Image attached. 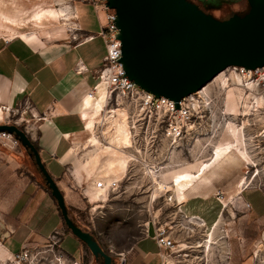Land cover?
I'll return each mask as SVG.
<instances>
[{"label": "crops", "instance_id": "1", "mask_svg": "<svg viewBox=\"0 0 264 264\" xmlns=\"http://www.w3.org/2000/svg\"><path fill=\"white\" fill-rule=\"evenodd\" d=\"M104 3L72 0L70 4L79 30L89 37L98 35L106 24ZM46 38L21 35L0 39V114L4 108L19 110L21 120L34 122L36 129L32 136L30 132V139L62 191L70 216L82 229L96 233L95 227L91 230L79 217L78 210L85 201L92 203L82 198L90 179L83 172L76 175L82 165L76 147L88 138L83 114L101 112L104 107L94 102L101 86L93 98L89 97L98 82L96 69L104 47L96 44L98 37L76 46L70 45L67 35L63 39H53L54 34ZM6 147L0 148V258L10 259L25 247L42 245L60 231L62 242L70 243L82 261V248L86 247L65 230L57 204L44 183L25 169L30 165L27 154L18 147ZM250 167L255 165L249 166L231 152L194 182L185 191V200L176 205L181 217L202 220L201 229H209L227 213L238 223L240 236L248 244L227 247V264H259L258 256L261 252L264 255V187L256 185L259 174L253 177L258 169L248 179ZM156 227L146 226L143 237L128 250L116 253L126 256L124 264H153L154 257L163 264L153 239ZM60 249L70 258L61 244Z\"/></svg>", "mask_w": 264, "mask_h": 264}, {"label": "rangeland", "instance_id": "2", "mask_svg": "<svg viewBox=\"0 0 264 264\" xmlns=\"http://www.w3.org/2000/svg\"><path fill=\"white\" fill-rule=\"evenodd\" d=\"M71 2L72 0H0V39L21 35L47 39L46 37L53 34V39H63L67 35L70 45L76 46L89 36L79 30L75 23L76 19L70 12ZM60 9L66 14L63 17L65 20L52 19L50 16ZM248 10L246 0H236L212 9L208 14L225 20L234 14L244 15ZM99 43L100 41L96 42ZM231 72L224 71L223 77ZM228 79L232 80L231 77ZM217 81L222 83V79ZM257 81H260V85L256 86L254 83ZM248 83L250 86L246 87ZM254 83L246 80L243 81L245 87H236L246 112L243 119L237 122L233 118H219L200 136L188 137L175 148L166 146V142L160 138L159 127L154 123L149 126L136 125V129L132 131L131 115L124 105L101 111L103 121L96 118L95 124L89 131L86 130L88 138L76 147L82 165L75 172L77 176L83 172L90 179L87 190L82 192H86L85 195L92 204L84 200L85 204L78 210L81 213L79 217L91 230L95 227L96 233L92 234H95L105 251L113 256L115 264H121L126 259L125 256L121 260L116 253L128 250L143 237L144 229L148 225L150 228L161 225L171 233L174 248L164 251V259L169 261L164 264H227V247L248 244L240 236L238 223L230 220L227 213L212 225L213 245L207 252L203 244L211 227L207 230L201 229L204 227L202 221L181 217L176 205L185 200V191L194 182L233 151L249 166L255 165V168L247 169L246 176L250 180L255 169H258L253 177L259 174L256 185L264 187V78H259ZM227 92L230 96H227L226 109L231 114H236V98L232 89ZM94 102L97 106H103L105 86H101ZM254 107L257 110L255 112ZM19 118L20 114H5L0 124H15L25 131V124ZM97 123L103 125L98 127L99 132L96 131ZM110 143L116 144L127 156L134 155L136 160L130 162L116 187L108 189L107 194L100 198L95 196L94 186L113 176L111 173L102 174L109 153L99 156L98 164L93 170L85 164L102 150V145ZM0 148L7 149L1 142ZM18 148L23 149L21 146ZM23 151L25 152L24 149ZM27 160L30 165L26 164L25 169L34 172L44 183L33 161L29 157ZM148 168H156L155 177L147 174ZM257 204L258 201H255V206ZM199 244L201 246L197 247ZM61 248L71 259L78 260V254L73 251L70 243L61 242ZM82 251L84 264H101V260L95 261L87 248L83 247ZM154 259L153 264H158L159 258ZM258 259L259 264H264L262 252Z\"/></svg>", "mask_w": 264, "mask_h": 264}, {"label": "water", "instance_id": "3", "mask_svg": "<svg viewBox=\"0 0 264 264\" xmlns=\"http://www.w3.org/2000/svg\"><path fill=\"white\" fill-rule=\"evenodd\" d=\"M235 1L105 0V7L115 13L119 62L127 78L155 98L173 101L178 109L183 98L199 92L228 68H264V0H246V14L225 20L198 5L219 7ZM1 133L13 137L33 161L70 233L95 261L114 264L95 236L71 218L62 191L26 132L15 124H0Z\"/></svg>", "mask_w": 264, "mask_h": 264}, {"label": "built area", "instance_id": "4", "mask_svg": "<svg viewBox=\"0 0 264 264\" xmlns=\"http://www.w3.org/2000/svg\"><path fill=\"white\" fill-rule=\"evenodd\" d=\"M102 7L107 11L106 24L98 35L89 37L90 41L98 37L100 44L104 47L101 64L96 69L98 82L93 91L89 93V97L93 98L95 91L100 86H105V102L101 111L107 108L126 106L129 115H131L130 123L132 124V131L136 129V125L146 124L149 126L154 123L157 128L159 127L160 138L162 137L168 148L179 146L188 137L194 138L200 136L203 131L212 127L214 121L219 118H233L237 122L244 118L246 112L241 105L237 86L234 85L232 80L229 81L226 87L222 86L221 81H216L207 88L205 86L199 92L183 98L179 102L178 109L175 107L173 101L163 97L157 99L154 95L144 91L130 81L119 62L121 58V44L116 38L118 30L114 25L115 13L107 9L105 5H102ZM228 71L232 72L225 75V78H230L232 73H236L241 80H249L252 83L259 78H264V68L249 71L244 68L231 67L225 70V72ZM254 84L256 86L260 85V81ZM228 89H232V94L236 98L238 109L236 114H231L226 109ZM253 111H257L256 107L253 108ZM11 113L20 114L21 112L19 110L4 108V115H10ZM19 121L25 124L26 134L29 136L31 132L32 136V133L36 129L34 122L21 120V115ZM99 126L102 127L103 125L97 123L96 131L98 132ZM0 142L5 146H20L13 137L5 133L0 134ZM117 184L113 183L109 189H113ZM103 187V183H97V188ZM85 193L83 192L82 198L88 200ZM153 239L160 249V256L163 261L165 257L164 251L174 248L171 233L160 225L156 227ZM62 240V233L55 231L49 236L46 243L33 247H25L20 252L13 254L10 259L2 260L0 258V264H84L81 260H74L63 255L60 249ZM119 257L122 258L123 255L119 254Z\"/></svg>", "mask_w": 264, "mask_h": 264}, {"label": "bare ground", "instance_id": "5", "mask_svg": "<svg viewBox=\"0 0 264 264\" xmlns=\"http://www.w3.org/2000/svg\"><path fill=\"white\" fill-rule=\"evenodd\" d=\"M64 16H66V14L64 13V10L60 9L56 13H53L50 17L52 19L65 20L63 18ZM87 39H89V38H87ZM223 75H224V72L220 73L212 81V83H214L215 81H217L219 79H222V85H223V87H226V85L229 83V79L223 77ZM231 79H232V82L234 83V85H236L237 87H245V85L243 84V81L241 80V78L236 73H232ZM210 85L211 84H209L207 87H209ZM247 86H250V84L249 83L246 84V87ZM229 90H231V89H228V91ZM229 96L230 95H228V97ZM3 111H4V109H3ZM101 115H102L101 112H93L91 114H83V119L85 120V124H86V130L89 131L90 128L95 124L96 118H99L101 121H103L104 117H102ZM3 116H4V112H2L0 114V120H3V118H4ZM108 153H109V157H108L107 161L105 162V165H104L105 170L103 171L102 174L111 173L113 176L111 178H107V179L102 181V183L104 185L103 188H97V185L94 186V189H95L94 194H95V196L100 197V198L104 197L107 194L109 187H111V185L113 183H119L122 180L123 176L126 173V170L128 169L130 162L136 160V157H133L134 155L130 156V154H129V156H127L128 154L125 155L124 152L116 146V144L110 143L108 145H102V150H100V152H97L95 155H93L90 158V160L86 162L85 165L90 170L95 169L97 164H98L99 156L101 154H108ZM146 170H147V174L150 177L156 176V172H157L156 168H148ZM198 220L202 221L200 219H198ZM213 233H214V228L211 227L209 232L207 233L206 240L204 241V244H203V248H204V250L206 249L207 252L210 250V248L213 245ZM199 246H201V245L199 244L197 247H199ZM164 260H165L164 263L169 262L167 258Z\"/></svg>", "mask_w": 264, "mask_h": 264}, {"label": "flooded vegetation", "instance_id": "6", "mask_svg": "<svg viewBox=\"0 0 264 264\" xmlns=\"http://www.w3.org/2000/svg\"><path fill=\"white\" fill-rule=\"evenodd\" d=\"M224 4V3H223ZM223 4H221V5H223ZM199 5V7L203 10V11H205L206 13H209V11H211L212 9H215V8H219V7H216V6H214L213 4H207V5H203V4H198Z\"/></svg>", "mask_w": 264, "mask_h": 264}, {"label": "trees", "instance_id": "7", "mask_svg": "<svg viewBox=\"0 0 264 264\" xmlns=\"http://www.w3.org/2000/svg\"><path fill=\"white\" fill-rule=\"evenodd\" d=\"M22 129V128H21ZM35 145V144H34ZM36 146V145H35ZM37 148V147H36ZM38 149V148H37ZM46 187V186H45ZM46 189H47V187H46ZM47 191L50 193V191L47 189ZM73 219V218H72ZM74 220V219H73ZM75 222V221H74ZM64 223V222H63ZM76 223V222H75ZM64 228H65V230L66 231H68V232H70L67 228H66V226H65V224H64ZM114 264H115V261H114Z\"/></svg>", "mask_w": 264, "mask_h": 264}]
</instances>
